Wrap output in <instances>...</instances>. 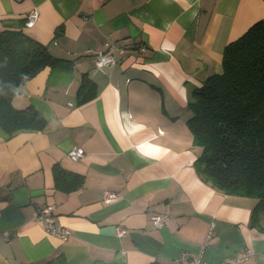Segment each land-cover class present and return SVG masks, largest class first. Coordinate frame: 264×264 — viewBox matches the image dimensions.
Masks as SVG:
<instances>
[{
  "label": "crops",
  "instance_id": "1",
  "mask_svg": "<svg viewBox=\"0 0 264 264\" xmlns=\"http://www.w3.org/2000/svg\"><path fill=\"white\" fill-rule=\"evenodd\" d=\"M258 20L264 0H0V31L22 30L69 61L12 98L40 114L42 130L0 127V264H179L202 247L206 264L246 252L238 264H264L257 199L199 175L202 147L187 125L192 90L222 72L224 47ZM111 44L124 53L96 68ZM83 77L94 95L78 103ZM74 147L84 150L77 161ZM54 167L76 174L75 187L56 185ZM105 191L116 198L104 202ZM46 205L68 238L34 217ZM153 215L167 219L155 227Z\"/></svg>",
  "mask_w": 264,
  "mask_h": 264
},
{
  "label": "trees",
  "instance_id": "2",
  "mask_svg": "<svg viewBox=\"0 0 264 264\" xmlns=\"http://www.w3.org/2000/svg\"><path fill=\"white\" fill-rule=\"evenodd\" d=\"M69 61L53 56L22 30L0 31V127L12 136L42 130L44 119L32 107L16 109L12 98L45 67ZM82 78L78 103L94 92ZM187 120L193 142L202 147L195 160L199 175L226 194L257 199L255 215L264 213V20L253 23L222 53V72L192 90ZM76 174L54 167V181L75 187ZM146 264H160L151 261Z\"/></svg>",
  "mask_w": 264,
  "mask_h": 264
},
{
  "label": "built area",
  "instance_id": "3",
  "mask_svg": "<svg viewBox=\"0 0 264 264\" xmlns=\"http://www.w3.org/2000/svg\"><path fill=\"white\" fill-rule=\"evenodd\" d=\"M38 13L36 10H32L28 13L27 19L25 22V26L27 28L31 27L34 25L36 22ZM138 50L143 53L145 51L144 46H140ZM124 53V49L122 47L116 46V45H109L108 48L96 54L95 56V67L96 68H101V67H109L113 66L117 59V55H122ZM84 155V150L81 147H74L70 149L67 152V156L69 159L72 161H77ZM116 198V194L111 192V191H105L102 197V200L104 202H109L112 201ZM53 211H54V205H46L40 209H38L34 213V217L42 222L44 230L52 235L56 236L60 239H66L70 236V229L67 227L57 223L54 219L53 216ZM167 219L166 215H153L151 217V223L155 227H161L164 223V221ZM123 229L120 227H117V234L119 237L122 236ZM3 236L5 239H7V234L4 233ZM202 254H203V247L200 249L198 253H190V252H182L180 256L178 257V262L179 264H206L203 259H202ZM248 253H240L238 254L234 259L225 261L221 264H238L241 260L246 258Z\"/></svg>",
  "mask_w": 264,
  "mask_h": 264
}]
</instances>
